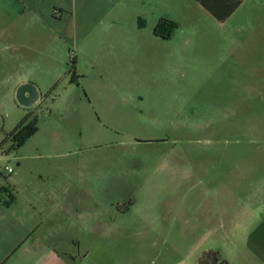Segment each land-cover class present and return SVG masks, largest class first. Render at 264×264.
Listing matches in <instances>:
<instances>
[{
	"label": "rangeland",
	"instance_id": "obj_1",
	"mask_svg": "<svg viewBox=\"0 0 264 264\" xmlns=\"http://www.w3.org/2000/svg\"><path fill=\"white\" fill-rule=\"evenodd\" d=\"M174 1L156 10L151 0H0L9 30L0 44V187L15 176L79 181L88 231L47 240L77 264H178L175 247L191 231H232L261 180L264 0L224 25L194 0ZM52 5L70 12L54 21ZM162 14L178 40L159 47L149 38ZM26 83L41 94L31 107L17 100ZM29 114L38 132L10 151L8 135ZM0 196L4 248L28 216Z\"/></svg>",
	"mask_w": 264,
	"mask_h": 264
},
{
	"label": "crops",
	"instance_id": "obj_2",
	"mask_svg": "<svg viewBox=\"0 0 264 264\" xmlns=\"http://www.w3.org/2000/svg\"><path fill=\"white\" fill-rule=\"evenodd\" d=\"M160 1L151 0L156 10V4ZM194 1L206 10L213 20L224 25L233 15L246 13L248 8L245 9L244 6L250 0ZM34 7L32 5L31 9ZM31 12L34 13L33 10ZM69 12L70 8L67 6L52 5L48 9L53 20L59 22ZM160 17V20L174 22L171 17L166 19L164 14ZM159 22L154 24L155 29ZM8 33L6 19L0 20V44L7 41ZM153 34L149 41L154 40L159 47L176 44L178 40L175 31L170 39ZM6 49L5 46L4 50ZM79 184V181L70 178H55L48 182L22 181L18 176L13 178L9 189L12 190L15 200L8 207L22 202L25 205L21 210L22 215L28 216V220L26 223L20 221L19 239L7 247L0 248V264H77V260L64 252L60 244L48 243L47 240L49 238L50 241L54 236V231H88V212L81 201L79 202L82 194ZM245 199L239 214L231 219L232 231H217L216 227H213L212 231L202 233L183 231L190 232L187 235L190 243L176 245L175 253L180 258L178 264H264V170L261 180L255 183ZM73 202L76 204H72ZM91 215L93 222L90 229L96 231L97 214Z\"/></svg>",
	"mask_w": 264,
	"mask_h": 264
},
{
	"label": "trees",
	"instance_id": "obj_3",
	"mask_svg": "<svg viewBox=\"0 0 264 264\" xmlns=\"http://www.w3.org/2000/svg\"><path fill=\"white\" fill-rule=\"evenodd\" d=\"M177 28L178 26L176 23L162 19L158 23L154 33L158 37L170 39L173 32ZM38 130V118L36 116H33L32 114L27 115L16 127V129L8 135L7 142L9 141L12 143L10 151H17L21 149L26 144V142L38 132ZM1 194H4L10 198L8 201H6L7 206H10L11 203L14 202V196L12 195V192L8 187H0V195Z\"/></svg>",
	"mask_w": 264,
	"mask_h": 264
},
{
	"label": "water",
	"instance_id": "obj_4",
	"mask_svg": "<svg viewBox=\"0 0 264 264\" xmlns=\"http://www.w3.org/2000/svg\"><path fill=\"white\" fill-rule=\"evenodd\" d=\"M40 97V91L31 83L23 84L17 91V100L21 105L26 107L36 104L40 100Z\"/></svg>",
	"mask_w": 264,
	"mask_h": 264
},
{
	"label": "flooded vegetation",
	"instance_id": "obj_5",
	"mask_svg": "<svg viewBox=\"0 0 264 264\" xmlns=\"http://www.w3.org/2000/svg\"><path fill=\"white\" fill-rule=\"evenodd\" d=\"M161 21V20H160ZM174 33V32H173ZM173 35V34H172Z\"/></svg>",
	"mask_w": 264,
	"mask_h": 264
}]
</instances>
